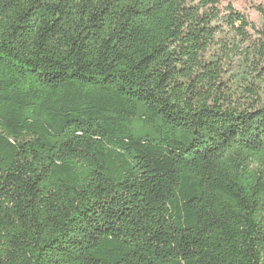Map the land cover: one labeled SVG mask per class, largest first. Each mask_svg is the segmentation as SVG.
<instances>
[{"label":"trees","instance_id":"trees-1","mask_svg":"<svg viewBox=\"0 0 264 264\" xmlns=\"http://www.w3.org/2000/svg\"><path fill=\"white\" fill-rule=\"evenodd\" d=\"M238 1L0 0V264H264Z\"/></svg>","mask_w":264,"mask_h":264},{"label":"rangeland","instance_id":"rangeland-1","mask_svg":"<svg viewBox=\"0 0 264 264\" xmlns=\"http://www.w3.org/2000/svg\"><path fill=\"white\" fill-rule=\"evenodd\" d=\"M235 7L245 13L254 28H250L246 32V36L250 40L243 41L241 36L236 39L239 44L238 52L237 55H232L230 60L234 65L239 61L236 57L241 56V51L247 48L248 45H261V42L264 41V0H239L235 3ZM229 46L232 47V44Z\"/></svg>","mask_w":264,"mask_h":264}]
</instances>
